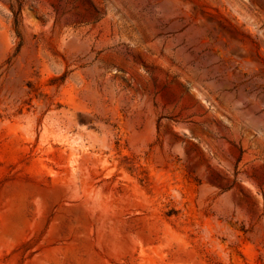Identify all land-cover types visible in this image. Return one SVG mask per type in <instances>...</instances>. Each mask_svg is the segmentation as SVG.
Instances as JSON below:
<instances>
[{"label":"rangeland","instance_id":"rangeland-1","mask_svg":"<svg viewBox=\"0 0 264 264\" xmlns=\"http://www.w3.org/2000/svg\"><path fill=\"white\" fill-rule=\"evenodd\" d=\"M0 264H264V0H0Z\"/></svg>","mask_w":264,"mask_h":264}]
</instances>
